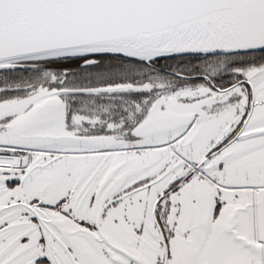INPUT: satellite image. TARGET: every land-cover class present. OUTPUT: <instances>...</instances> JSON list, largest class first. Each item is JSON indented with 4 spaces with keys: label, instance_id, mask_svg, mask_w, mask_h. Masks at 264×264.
Wrapping results in <instances>:
<instances>
[{
    "label": "snow or ice",
    "instance_id": "obj_1",
    "mask_svg": "<svg viewBox=\"0 0 264 264\" xmlns=\"http://www.w3.org/2000/svg\"><path fill=\"white\" fill-rule=\"evenodd\" d=\"M0 264H264V0H0Z\"/></svg>",
    "mask_w": 264,
    "mask_h": 264
}]
</instances>
